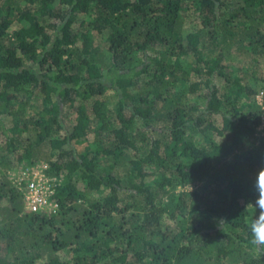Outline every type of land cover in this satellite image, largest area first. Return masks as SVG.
<instances>
[{
  "label": "trees",
  "instance_id": "obj_1",
  "mask_svg": "<svg viewBox=\"0 0 264 264\" xmlns=\"http://www.w3.org/2000/svg\"><path fill=\"white\" fill-rule=\"evenodd\" d=\"M233 54L264 57V0H0V117L22 121L27 95L40 97L36 143L61 181L57 211L30 214L0 176V264H66L67 249L71 264H264L246 207L264 167V82L232 80ZM108 91L114 110L95 101L90 118ZM197 182L208 187L177 190Z\"/></svg>",
  "mask_w": 264,
  "mask_h": 264
},
{
  "label": "rangeland",
  "instance_id": "obj_2",
  "mask_svg": "<svg viewBox=\"0 0 264 264\" xmlns=\"http://www.w3.org/2000/svg\"><path fill=\"white\" fill-rule=\"evenodd\" d=\"M81 16L75 17V21L73 24L74 31L78 32L79 30V22L81 21ZM198 22L193 23H187L184 30L191 31L194 28H197ZM100 39L98 37H95L96 46L101 49H106L105 45H102L99 43ZM80 45V41L78 42ZM141 60L140 54L134 55V62L135 64H138ZM230 68L229 72L231 73L232 80L238 81L239 85H243L247 81L248 75H253L255 78L258 79L259 82H264V57H257V56H248L247 58L242 55H236L233 54L231 58ZM216 83L218 85V88L223 91L227 88V86L230 84L225 83L223 79L218 78L216 80ZM34 93V92H33ZM206 93V89L203 88V90L199 93V95L192 100H194L196 103L199 104L200 108L204 104V100L201 98ZM35 94V93H34ZM34 94L27 95L29 99V105L23 107V111L25 113V118L22 121L13 120L10 116H3L0 117V156H6L5 159H0V176H5L8 181L7 173L8 172H17L18 170H25L28 169L31 165H37L39 163H44L47 165L46 161L50 157V150L49 147L46 145H38L36 143V134L37 132L34 131L33 128V120L32 118L37 114H42L43 108L40 104V97L34 96ZM229 94V93H228ZM256 97V96H255ZM254 97V98H255ZM95 101H100L105 110L107 112L113 111L115 108V98L113 97V93L108 91L105 92L104 95L100 97H94L88 101L87 109L89 113V117L93 118L91 115V106ZM13 106L15 108L18 107V104L13 103ZM67 109H65L63 120L65 123H71L74 115L70 112V110L66 113ZM219 125V120L216 121ZM27 125L29 128V132L26 134H21L23 131V126ZM12 129L16 130L17 132L13 134L12 137H14L15 142L14 146L12 148L13 153L7 154L6 146H7V134L12 135ZM207 135V136H206ZM59 134L55 135V138H57ZM188 136L193 138L195 142L202 143L201 140H203V136H196L194 131H188ZM207 139H213L218 140L214 135L211 134H205ZM201 138V139H200ZM259 142H255V145H258ZM35 160L34 164H31ZM53 160V159H51ZM183 166H184V172L186 174H190L192 169L190 168L193 164V158H186L182 160ZM7 167V168H6ZM121 176L120 174H118ZM136 178H132L131 181L122 178V186L126 187L130 183H136ZM10 185V183H9ZM11 186V185H10ZM192 188V191H195L200 188H207L208 185L206 183H193L190 185ZM178 191H190L189 186L185 187L184 190L182 188H178ZM107 194L105 189H101L99 192H96L92 194L90 197L93 199L100 200ZM248 204V203H247ZM251 208V206H248V208ZM250 210H254L251 208ZM61 261H63L66 264H71L73 258L75 257V254H73L70 250H64L61 253H59Z\"/></svg>",
  "mask_w": 264,
  "mask_h": 264
},
{
  "label": "built area",
  "instance_id": "obj_3",
  "mask_svg": "<svg viewBox=\"0 0 264 264\" xmlns=\"http://www.w3.org/2000/svg\"><path fill=\"white\" fill-rule=\"evenodd\" d=\"M256 102L261 111L254 134V137L258 139L264 136V101L258 95ZM48 171L46 164L39 163L25 170L7 173L8 182L21 197L25 212L53 214L57 211V205L52 201V197L61 181L49 175Z\"/></svg>",
  "mask_w": 264,
  "mask_h": 264
},
{
  "label": "clouds",
  "instance_id": "obj_4",
  "mask_svg": "<svg viewBox=\"0 0 264 264\" xmlns=\"http://www.w3.org/2000/svg\"><path fill=\"white\" fill-rule=\"evenodd\" d=\"M190 191H192L189 185ZM253 190L258 193L255 202H249L246 207L254 209V215L249 223L251 233L250 243L258 253L264 254V167H261L253 182Z\"/></svg>",
  "mask_w": 264,
  "mask_h": 264
}]
</instances>
